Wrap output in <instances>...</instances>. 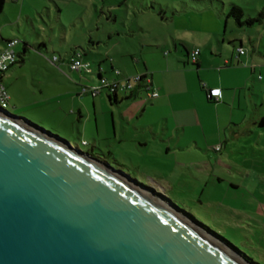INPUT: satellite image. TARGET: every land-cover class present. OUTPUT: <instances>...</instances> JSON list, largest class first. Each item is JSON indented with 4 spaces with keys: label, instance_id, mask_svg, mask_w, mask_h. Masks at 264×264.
I'll return each mask as SVG.
<instances>
[{
    "label": "crops",
    "instance_id": "obj_1",
    "mask_svg": "<svg viewBox=\"0 0 264 264\" xmlns=\"http://www.w3.org/2000/svg\"><path fill=\"white\" fill-rule=\"evenodd\" d=\"M54 2L60 20L62 7ZM5 11L4 7L0 17ZM7 19L20 26L16 18ZM100 21L87 28L83 19V30L74 34L61 25V42L70 46L63 52L51 51L45 39L5 37L0 32V49L11 38L21 40L16 47L18 62L0 74L9 103L19 114L49 116L72 133L80 132L84 142L93 139V147L100 145L99 138L113 139L107 144L109 153L115 147L137 153L154 169L155 179H151L163 195L167 193L164 185L170 183L169 172L178 168L203 182L202 194L207 187L212 195L229 194L243 185L252 186H248L252 178L264 179V158H253L254 153L264 152V139L257 146L252 141L253 135L264 138V34L255 38L247 31L250 47L242 37L229 38L231 49L227 37L221 36L226 34L225 27L218 24L207 31L203 23H186L180 25L179 34L149 37L138 47H126L119 56L99 53V60L93 62L88 52L105 43L103 34L113 36ZM71 25L78 26L76 22ZM116 33L121 34L120 30ZM239 47L245 49L243 54ZM195 49L200 53L193 63ZM80 50L91 61L92 71L70 67V57ZM144 73L151 77L158 96L150 97L142 87L132 95H110L105 87L96 96L82 92L84 85L99 84L100 74L112 80ZM211 89L220 92L210 97Z\"/></svg>",
    "mask_w": 264,
    "mask_h": 264
},
{
    "label": "water",
    "instance_id": "obj_2",
    "mask_svg": "<svg viewBox=\"0 0 264 264\" xmlns=\"http://www.w3.org/2000/svg\"><path fill=\"white\" fill-rule=\"evenodd\" d=\"M0 264H253L170 201L0 106Z\"/></svg>",
    "mask_w": 264,
    "mask_h": 264
},
{
    "label": "rangeland",
    "instance_id": "obj_3",
    "mask_svg": "<svg viewBox=\"0 0 264 264\" xmlns=\"http://www.w3.org/2000/svg\"><path fill=\"white\" fill-rule=\"evenodd\" d=\"M56 1L62 7L60 20L54 0H19V2L6 0V11L0 17V32L5 37L18 35L22 39L28 37L34 41L45 39L51 51L63 52L64 49L70 50V46L69 43L61 42L63 30L61 25H67L69 34H74L83 30L81 27L83 19L87 28H89L88 25L96 27L101 20L100 25L108 28L113 36L109 38L108 35L103 34L105 43L99 50L88 52L87 58L93 62L99 60L101 53L111 52L112 55L119 56V52L126 47L139 46L144 39L155 35L170 34V32L179 34L183 29L180 25L186 23L191 25L203 23L207 31L218 24L222 29L225 27L226 34L221 33V36L227 37L226 45L229 44V38L238 36L242 37L245 44L250 47L247 31L255 38L264 34V18L261 23L239 26L234 18L227 16L231 4L235 3L243 8L244 19L257 17L259 12L264 10V0ZM8 16L16 18L14 22H19L20 26L9 24ZM20 16H24L21 21ZM26 16L30 18L25 19ZM112 18H116V21L114 22ZM73 22H76L78 26H72ZM256 29H259V32H256ZM117 30L121 32L120 36L117 35ZM93 34H96L95 31ZM228 46L233 49V45ZM94 76L97 78L96 74ZM4 108L69 140L73 146L109 162L115 169L121 170L145 186L151 187L155 192L161 193V187L151 179H155L154 169L142 162L137 153L123 151L116 147L112 149L113 153H109L111 149L107 144L109 141L113 142V139L99 138L100 145L93 147V139L86 138L89 142L85 143L83 141L85 138L80 132L72 133L62 123L49 116L28 117L19 114L9 102ZM259 139L262 141L264 138L253 135L252 141L255 146ZM262 152L254 153L253 158L257 160L264 158V152ZM169 173H172L170 183L164 185L167 188L166 197L173 200L180 208L192 213L199 221L223 236L257 263L264 264V179L252 178L251 182H248V186L249 184L252 186L243 185L229 194L212 195L210 187H207L205 194H202L205 185L198 181L189 170L178 168ZM182 173L183 176H181Z\"/></svg>",
    "mask_w": 264,
    "mask_h": 264
},
{
    "label": "built area",
    "instance_id": "obj_4",
    "mask_svg": "<svg viewBox=\"0 0 264 264\" xmlns=\"http://www.w3.org/2000/svg\"><path fill=\"white\" fill-rule=\"evenodd\" d=\"M21 42L18 38H11L6 42V45L4 48L0 49V74L5 73L8 71L13 65H15L19 60V55L16 50L17 45ZM240 54H243L245 52V49L243 47L238 48ZM200 53L199 49H195L191 53V60L192 62H196L198 55ZM54 59H58L57 56H54ZM69 65L73 70L76 71H92V63L91 61L87 60L81 51H78L74 53L70 57ZM116 73L119 74L120 71L116 70ZM261 77V75L259 76ZM143 82L148 90V95L150 97H156L159 95V92L157 89H155L152 86V80L151 77L144 73V74H136L133 76L124 77L122 79H107L106 77L101 76L100 77V83L97 85H84L82 87V92H88L92 96L98 95L102 88H107L108 92L111 94H116L118 92H125L127 94L134 91L135 86L137 83ZM220 92V89H211L210 90V97L213 95H218ZM10 94L2 82H0V106L6 107L7 103L9 102ZM86 143V142H85ZM219 149L220 147H216Z\"/></svg>",
    "mask_w": 264,
    "mask_h": 264
},
{
    "label": "trees",
    "instance_id": "obj_5",
    "mask_svg": "<svg viewBox=\"0 0 264 264\" xmlns=\"http://www.w3.org/2000/svg\"><path fill=\"white\" fill-rule=\"evenodd\" d=\"M6 4V0H0V15L3 13L4 11V7ZM228 17H232L236 20V22L240 25V26H244V25H254L255 23H261L263 18H264V10L259 12L257 17H248L246 19H244V11L243 8L235 3L231 4L230 10L227 13ZM8 41V40H7ZM83 53V52H82ZM84 56V54H83ZM85 57V56H84ZM195 63V62H193ZM102 75L100 74V77ZM138 87H142L146 93L148 92L145 84L143 82H139L137 83V85L135 86V89L133 92L129 93L130 95H132L136 89ZM110 95H112L109 92ZM3 108V107H2ZM6 109V108H5ZM264 122V119H263ZM90 153V152H88ZM91 154V153H90ZM93 155V154H92ZM95 156V155H94ZM97 157V156H95ZM99 158V157H97ZM100 159V158H99ZM151 188V187H149ZM152 189V188H151ZM157 194H161V193H157ZM165 199H167L168 201H170L177 209H179L180 211L184 212L185 214H187L188 216H190L192 219H194L195 221H197L200 225H202L203 227H205L206 229H208L212 234L216 235L219 239H221L222 241H224L225 243H227L229 246H231L232 248H234L238 253H240L241 255H243L246 259H248L250 262H252L253 264H259L257 263L255 260H253L251 257H249L248 255H246L245 253H243L240 249H238L237 247H235L231 242H229L227 239H225L223 236H221L220 234H218L217 232L213 231L210 227H208L206 224L202 223L201 221H199L192 213L188 212L187 210L180 208L177 204H175V202L171 199H169L168 197H166L165 195L161 194Z\"/></svg>",
    "mask_w": 264,
    "mask_h": 264
}]
</instances>
